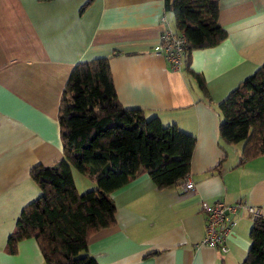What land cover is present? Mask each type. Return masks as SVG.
Masks as SVG:
<instances>
[{
	"label": "crops",
	"instance_id": "0c3cea01",
	"mask_svg": "<svg viewBox=\"0 0 264 264\" xmlns=\"http://www.w3.org/2000/svg\"><path fill=\"white\" fill-rule=\"evenodd\" d=\"M86 1L0 0V264H43L33 238L18 241L13 254L6 240L21 208L40 194L29 169L62 156L57 111L71 70L101 56L122 105L195 136L186 177L194 188L157 189L146 173L130 179L110 193L115 224L89 238L88 253L99 264H240L253 219L234 215L221 252L202 243L203 206L243 200L264 211V156L237 166L242 144L220 145L218 131L219 101L264 62V0H218L226 36L193 49L189 64L209 98L185 69L173 71L153 52L165 28L175 31L165 0Z\"/></svg>",
	"mask_w": 264,
	"mask_h": 264
},
{
	"label": "trees",
	"instance_id": "16d2710c",
	"mask_svg": "<svg viewBox=\"0 0 264 264\" xmlns=\"http://www.w3.org/2000/svg\"><path fill=\"white\" fill-rule=\"evenodd\" d=\"M165 9L173 13L175 32L186 37L183 69L209 98L203 76L189 64L193 49L214 46L226 36L218 21L219 2L165 0ZM218 111L220 145L242 144L237 166L264 156V62L219 101ZM57 119L62 156L29 169L40 194L21 208L5 251L16 253L18 241L33 238L43 264H99L87 243L98 230L115 224L117 208L110 193L141 173L157 189L180 183L190 173L196 139L174 123L164 125L141 108L122 105L107 56L74 65ZM72 167L94 176L96 186L77 191ZM248 236L240 264H264V211L252 220Z\"/></svg>",
	"mask_w": 264,
	"mask_h": 264
},
{
	"label": "built area",
	"instance_id": "2783aa9c",
	"mask_svg": "<svg viewBox=\"0 0 264 264\" xmlns=\"http://www.w3.org/2000/svg\"><path fill=\"white\" fill-rule=\"evenodd\" d=\"M186 37L170 28H165L159 35V41L153 46V52L162 55L170 69L173 71H181L183 69V61L186 51ZM183 191L194 188V184L190 179L181 181ZM206 213L205 234L202 243L215 246L221 252H226V237L232 226L235 224L234 215L239 211H246L248 215L254 219L259 217L263 211L245 201L240 200L232 204L217 200L210 205L203 206Z\"/></svg>",
	"mask_w": 264,
	"mask_h": 264
},
{
	"label": "rangeland",
	"instance_id": "374dc122",
	"mask_svg": "<svg viewBox=\"0 0 264 264\" xmlns=\"http://www.w3.org/2000/svg\"><path fill=\"white\" fill-rule=\"evenodd\" d=\"M73 176L76 180L77 189L79 192L91 189L92 186H96V183L93 182L91 176L89 174H83L75 168H71ZM249 247V244H248ZM248 247L246 251L248 250Z\"/></svg>",
	"mask_w": 264,
	"mask_h": 264
}]
</instances>
